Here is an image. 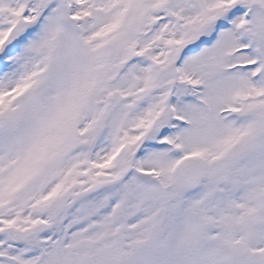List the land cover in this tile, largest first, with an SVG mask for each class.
I'll use <instances>...</instances> for the list:
<instances>
[{"label": "snow or ice", "instance_id": "1", "mask_svg": "<svg viewBox=\"0 0 264 264\" xmlns=\"http://www.w3.org/2000/svg\"><path fill=\"white\" fill-rule=\"evenodd\" d=\"M0 264H264V0H0Z\"/></svg>", "mask_w": 264, "mask_h": 264}]
</instances>
